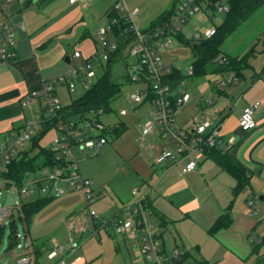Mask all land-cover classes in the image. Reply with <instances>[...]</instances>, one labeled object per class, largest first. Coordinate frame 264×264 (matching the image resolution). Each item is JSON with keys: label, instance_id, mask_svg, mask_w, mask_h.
I'll use <instances>...</instances> for the list:
<instances>
[{"label": "crops", "instance_id": "obj_1", "mask_svg": "<svg viewBox=\"0 0 264 264\" xmlns=\"http://www.w3.org/2000/svg\"><path fill=\"white\" fill-rule=\"evenodd\" d=\"M116 1L118 0H84L69 4L68 0H0V8L11 23L14 48L17 54V58L12 64L0 65V139L9 133L22 130L27 123H33L31 139L38 136L37 142L41 146L39 141L43 135L52 128L56 129L55 126L44 130L43 124L51 116L45 114L46 109L40 101L32 100L27 105L24 102L31 91L39 90L42 87L44 81L68 72L69 67L67 65L73 61V51H80L82 56H90L95 52L98 41L97 30L103 26V19H107V15ZM170 2L171 0H163L161 3L159 1L154 3L153 0H150V3L148 5L146 3L147 6L145 5L143 8L129 5L131 10H128L135 12L137 22H143L147 19L150 25L152 19L165 11ZM146 14L149 16L145 18ZM262 43H264V39H262ZM249 51L246 52L247 54H243V56L247 55L245 59L247 66L241 71V75L238 76L233 71H226L225 73L229 77L227 83L225 82L224 85L221 82L216 84V92L213 95L215 100L210 98L211 103L206 104L200 110L202 115L205 113V120L211 123L208 130L214 126L218 129L219 150L225 148L231 157L248 170V185L241 190V192H245L244 198L237 199L239 193L234 195L235 178L221 169L213 160L204 159L194 171L182 173L183 162L176 164H170L168 161L163 164L155 163V157L160 152L157 150L152 157V163L159 168L148 174V183H150L151 177L155 183L153 186L147 184L146 192L134 200L135 202L142 199L150 206L152 212L149 217L152 216L157 219L160 230L176 223L175 227L178 228H175V231L179 235V243L183 248H185L184 241L189 240L183 236L179 228L181 224L183 229H189L193 233L197 229L204 231L210 240H213V246L210 249L217 252L222 248L221 251L225 255H231L234 258L233 264H238L235 263L236 258L248 257L249 242L256 240L251 234L255 222L250 217L248 203L251 197L249 195L257 194L258 199L259 197L264 198V44H262L260 52L253 48ZM227 85L231 88L229 92L225 90ZM56 86L54 84L55 94L58 97ZM255 102L259 103L257 108L259 112L254 118L256 127L250 131L242 132L238 126L239 116L244 107ZM59 103H61V99H59ZM60 106L63 105L60 104ZM139 106L149 105L142 104ZM208 106L211 107L208 108ZM183 109H186V105ZM191 114L192 112L189 115L184 114V112L179 113L177 122L181 125L186 124L190 118H194ZM194 119L200 122L196 118ZM118 123L113 126L118 125ZM121 124L125 126L123 131L125 132L127 125L124 121ZM149 135L156 136L157 140L159 138L156 131H152ZM228 138H232V143L226 148ZM31 139L28 141V147L25 149L23 147L22 150L32 149ZM106 143L91 149L99 150ZM148 146L153 148L152 145L148 144ZM79 149L81 148L79 147ZM34 152L36 149L30 154L32 155ZM77 166L81 175L90 181L89 178L93 177L91 162L77 155ZM90 182L93 191V187L98 186V183ZM200 186H203V189H200ZM57 187L63 191L58 196V198H62L51 209H47L46 214H51V216L45 218L44 215L48 221H42L43 228L54 225L56 219H60L63 212L66 211L62 216L64 218L67 213L74 211L81 205V202L77 204L80 201L79 196L77 199L71 196L72 193H77L65 191L66 189H73L59 184ZM50 194L52 195V191ZM93 194L95 195L94 207L101 212L104 207L102 203L106 202L108 197H102L100 191H93ZM260 201L264 202V199ZM109 202L111 206L114 203L111 200ZM46 204L32 217L38 216V213L50 203ZM229 204H231L230 226L213 236L209 235L207 233L208 228ZM126 205L114 210V212H119L110 218L118 215ZM53 211L54 213H52ZM148 220L150 222L149 218ZM77 221L81 220L78 218L76 223H78ZM185 222H189V224ZM29 224L27 238L30 234ZM74 225L76 226V224ZM24 228L26 229L25 225ZM76 229L75 233L78 234L79 230ZM68 230L67 228L68 238L64 244H58L52 237L49 240L51 243L48 250H46V246L44 247V241L41 240L32 243L33 252L38 257L43 253L42 250H46V258L54 259L66 249H74L78 245L75 244L73 238L69 237ZM129 236L133 238L131 235ZM154 236L158 242H162L166 253L167 237L163 236L162 232L155 233ZM158 237L160 240L157 239ZM193 246L198 254L202 252L199 243ZM19 252L22 254L20 249ZM53 252L55 254L51 255ZM185 254L188 255L187 252H184ZM189 255L191 256V254ZM183 257L176 264H182ZM76 260L80 261V264H85L87 261L84 256H79ZM168 260L176 261V258L167 259L165 262ZM206 261L203 260V262Z\"/></svg>", "mask_w": 264, "mask_h": 264}, {"label": "rangeland", "instance_id": "obj_2", "mask_svg": "<svg viewBox=\"0 0 264 264\" xmlns=\"http://www.w3.org/2000/svg\"><path fill=\"white\" fill-rule=\"evenodd\" d=\"M153 1L154 3L156 1L161 3L163 0ZM174 1L175 0H171L167 9L171 8ZM181 1L183 0H176L175 4H179ZM122 2L127 9L131 10L129 5L143 8L146 3L147 5L150 3V0H122ZM137 3L139 5H136ZM220 4L222 6L227 5L225 0H222ZM146 16H149V14H146L144 17L146 18ZM225 18L226 13L217 12L212 8L203 7V9H200L188 19L183 27V32L185 34L203 32L211 27H219L224 22ZM145 20L143 22H137L135 19L136 25L141 30L149 27V21L147 19ZM105 23L106 20L104 18L102 24L104 25ZM262 39H264V5L259 7L244 22H242L234 32L226 37L224 42L221 44V52L215 59L217 60L223 56H230L232 58L235 56L241 57L252 48L257 52H260L262 44H264L262 43ZM165 50L164 61L168 64H172L175 68L179 69L183 75H185L184 88L190 94V100L186 104V109H182V112L180 111L179 113L184 112V114L189 115L192 112L191 116H194V118L198 121L203 122L206 119V116L205 113L202 115L200 110L206 106L207 100L210 98L215 100L213 95L216 92V84L218 85L220 82L227 83L229 78L228 74L225 72H217L216 64H210L207 65L208 69H206V74L203 77L192 78L191 76H187V70L193 62V55L190 47L174 41L172 42V45ZM124 60L125 59H119L111 66V78L121 84V92L119 96L112 101L111 106L113 112L107 117H102V122L105 125H114L118 122L121 123L124 121L127 125L126 131L117 138L107 136L106 145L99 150L84 147L81 149H79V147L75 148L76 159L78 155V157H84V159L91 162L93 177L89 179L93 183H98V186L93 187V191H100L102 193V197H108L106 198V202L102 203L104 207L101 212L94 207L93 203L90 205V208L101 215L104 219H109L113 214L119 212H114V210L120 209L123 205L132 204L140 194H144L146 192L147 184H151L153 186L155 182L152 177L150 178V183H148V174L157 170L159 166L152 163V157H154V152L157 150L161 151V148L165 143L160 141V138L157 140V137L153 135H146L142 139L139 138L140 135L138 133H140L141 125L147 119L149 120L154 116V109L151 106L140 107L132 102L131 95L139 86L129 84L126 81V71L123 66ZM105 63L106 61L98 60L92 66L93 76L86 77L83 75L88 87L93 85L104 74L106 66ZM75 64V61H72L67 66L70 69V67ZM64 74L69 76V70ZM56 85V92L58 94V98L61 99L60 104L63 105L62 107L68 106L73 100L79 98L85 91L79 82H75V89L73 92L68 91L66 85L64 84L56 83ZM229 87V85L225 86V90L227 92L231 89ZM210 107L211 106H208V108ZM122 109L128 112L127 116L123 117L119 115V112ZM258 112L259 109L254 110L253 118L256 117ZM46 113L48 116H51L50 111L46 110L45 114ZM211 118L212 117H210V119ZM92 135L95 136L96 131H92ZM57 136H60V133L56 129L52 128L43 135L39 144L44 147H49L51 141ZM27 144H29V142L26 143L24 149L28 147ZM148 144L152 145L153 148L151 146L147 147ZM3 168L4 163L2 158H0V208L4 207L9 209L15 203L20 206L23 203L36 202L38 199L46 198V195L38 189H34L32 193L25 195L19 194V189L15 186L7 188L5 186L6 180L1 174ZM59 185L66 187L63 183ZM23 187H29L30 189L35 188L31 184V177L26 178ZM200 187V189H203V186ZM133 188L138 190L137 195L133 196L131 194ZM54 191L55 187L52 189V193ZM65 191L77 193L78 195L72 193L71 196L76 197V199L79 196L78 198L80 201L77 204H80L81 202V205L74 211L67 213L64 218L62 216H64L66 211L63 212L62 215H60L61 218L56 219L54 225L43 228L41 225L42 221H48L45 218L51 216V214H46L48 211L47 209H51V207L56 205V203L62 198L55 197L54 195L51 196V200L47 203L50 204L46 206V208L42 209L38 213V216L35 215L32 217L29 224L30 234L28 239L31 243H37L41 240L44 241L43 244L44 247H47L46 250H48L50 246L51 242L49 240H51L50 238L52 237L58 244H64L68 238L66 232V222L71 219L72 222H74L73 224H76V226L74 225L73 229L68 230L69 237L73 238L75 244L78 246L71 250L66 249L54 259H47L46 250H42L43 253L37 257L38 264H71L72 261L74 262V260H76L79 256H84L87 259L85 264H148L141 257V255L138 254L135 247V241L128 234H117L113 231L111 226H109L108 229L100 228L96 235L92 234V223L88 216L83 194L77 190L66 189ZM244 193L243 191L240 192L237 199H243V195H245ZM249 197H251L250 201L254 203L253 206H249V211L251 213L250 217L255 222L253 228L251 229V234L256 238L255 241H257V239L264 236V202H261L258 199L257 194L253 196L250 194ZM110 200L114 202L112 206L110 205ZM52 213H54V211ZM18 216V210L17 208H14L13 217L10 216L3 223L4 234L0 240V264H12L15 259L21 255L19 249L17 248L6 250L9 242L8 235L11 231V218L16 221L15 230L17 234L20 235V237L24 235V224ZM149 216L150 215H148V218L150 219V223L152 225L153 235H155V233L162 232L163 236L167 237L166 241L168 252L166 251L165 254L170 256V253L174 248L182 253L180 256L176 257V261L168 260L165 264H176V262L183 257L184 252H187L188 255H184L182 264H233L232 260L234 258L231 255H225L224 252L221 251L222 248H220L217 252L210 249L213 246V240H210L209 236L204 231L197 229V231L193 233L189 231V229H183L181 224L179 228L181 229L183 236L189 240L184 241L185 249L179 243V235L175 231V228H178L177 226L175 227L176 223L160 230L157 219ZM78 218L81 221H77L78 223H76ZM185 223L189 224V222ZM76 228H78V230L83 228L84 231H79V233L76 234ZM157 239L160 240L159 237ZM21 243L22 238L20 239V244ZM160 243L162 244L161 241ZM197 243H199V246L202 247V252L199 254L193 248V245ZM253 245V243L249 242V251L247 253L248 257H245L244 259L236 258L235 263H252L255 257V254L252 253ZM217 246L219 245L217 244ZM259 253H264V245L260 246ZM189 254H191V256ZM203 260L207 261L203 262Z\"/></svg>", "mask_w": 264, "mask_h": 264}, {"label": "built area", "instance_id": "obj_3", "mask_svg": "<svg viewBox=\"0 0 264 264\" xmlns=\"http://www.w3.org/2000/svg\"><path fill=\"white\" fill-rule=\"evenodd\" d=\"M84 0H68L69 4L82 2ZM209 0H183L175 4L173 11L157 25H153L141 30L135 21V12L129 11L122 0L116 1L107 15L106 23L97 30V48L95 52L84 57L80 51H73L72 60L75 65L69 69V76L62 74L48 81H44L39 90L31 91L24 104H29L32 100L40 101L47 111L51 112V117L57 118V112L61 106L55 94L54 84L66 85L68 91L73 92L75 82H79L86 90L88 86L83 78L93 76L92 66L98 60L107 61L111 54L122 51L126 59V77L129 84L139 87L131 95V100L136 105L148 104L154 109V116L146 120L140 129V138H144L152 131H156L164 148L155 157V163L163 164L168 161L170 164L183 162L182 173L194 171L206 158L205 150L217 148L219 143V132L217 127L208 128L211 123L208 120L197 122L190 118L186 124L177 123L178 113L190 100V94L184 88V80L172 86L164 83L163 78L170 74L172 64L164 61L166 48L177 41L176 35H183L185 40L198 42L209 39L215 34V27L208 28L203 32H192L185 34L183 27L188 19L200 9L206 8ZM215 11L228 12L227 6L216 4ZM17 54L14 48V34L11 29L10 20L3 14L0 8V65L12 64L15 62ZM226 57H220L218 64H225ZM177 69V68H176ZM179 70V69H178ZM187 76H192V65L187 70ZM225 83H222L224 85ZM207 100L206 104H210ZM259 106L258 102L247 105L243 108L238 126L240 131L247 132L256 127L253 112ZM100 113V112H99ZM127 111L120 110L119 115L125 116ZM33 123H27L22 130L9 133L0 139V158L7 164L11 158L17 155L24 145L30 141L33 133ZM113 124H103L95 118L85 121L77 126L72 123L63 122L58 119L56 130L60 136L55 137L49 144V151L54 153L55 160L63 164L54 169H41L35 175L29 174L31 184L35 187H21L19 194L28 195L34 189H38L46 196H60L63 191L58 188V184H65L73 190L80 191L85 200L88 216L92 223L93 232L96 235L100 228L108 229L112 227L117 234L131 235L135 241L136 251L148 264H165L167 259H173L182 253L176 248L172 250L170 256L165 254L161 243L155 239L152 233V225L147 219L151 210L146 206L144 200H137L126 206L118 215L104 219L101 215L90 208L94 202L90 181L83 177L78 170L77 159L75 158V148L98 147L106 143V138L102 136L103 131ZM96 131V135H92ZM232 143V138H228L226 148ZM225 152V148L222 150ZM38 185L39 188H38ZM55 187V191L50 194ZM138 190L133 189L131 194L137 195ZM249 206L253 203L249 201ZM17 208L20 213V206L16 203L9 209L0 208V225L13 214V209ZM255 210V209H254ZM66 227L70 230L74 228L71 219L67 220ZM83 232L84 229H79ZM22 243L17 246L22 254L15 259L12 264H34V253L32 243L24 236ZM53 252L51 255H54ZM71 264H80L75 260Z\"/></svg>", "mask_w": 264, "mask_h": 264}, {"label": "trees", "instance_id": "obj_4", "mask_svg": "<svg viewBox=\"0 0 264 264\" xmlns=\"http://www.w3.org/2000/svg\"><path fill=\"white\" fill-rule=\"evenodd\" d=\"M222 0H209L207 8H212L214 10L216 4H220ZM228 6V12L226 13V18L224 22L219 26L215 27V34L209 38L200 40L198 42H190L185 40L183 35L177 34V42L190 47L191 53L193 55L192 62V78H200L206 74L207 65L216 64L217 72L233 71L236 75H241V71L247 66L245 59L247 55L242 57H230L227 56V62L223 65L218 64L216 56L221 52V44L224 42L226 37H228L236 28L244 22L251 14H253L259 7L264 5V0H225ZM174 1L171 8L163 11L158 17L150 22L149 27L157 25L163 19H166L175 6ZM109 14V13H108ZM251 52V51H249ZM248 53V52H247ZM246 53V54H247ZM119 59H125L123 57L122 51H118L115 54H111L109 59L106 61L104 74L90 87H88L84 93L73 100L68 106L61 107L57 112L56 117H50L44 122V130L50 127H55L58 123V119L63 120V122L72 123L76 128L79 124L84 123L92 118L98 121L102 117L109 116L112 112V101L119 96L121 92V84L114 81L111 76V66L117 62ZM127 65L126 59L124 60V68ZM127 79V77H126ZM185 79V75L176 69L171 68L170 74L163 78V82L170 83L175 86L181 80ZM128 83L129 81L126 80ZM100 112V113H99ZM125 126L118 123L116 126L107 127L103 131L102 136L107 138V136H112L117 138L124 131ZM40 136V135H39ZM38 136L31 139L32 149L22 150L17 155H15L11 160L4 164L2 170V176L5 178V186L7 188L15 186L20 189L28 175H35L41 169H54L60 167L63 163L55 160V155L48 148H44L38 145ZM34 149L32 155L30 154ZM205 159L213 160L221 169L227 171L236 180V186L234 188V195L241 192L248 185L249 172L246 170L239 162H237L233 157H231L226 151L223 152L217 148H208L205 150ZM40 185H38L39 188ZM51 198L46 196V198L38 199L36 202L23 203L20 205V213L18 212L19 219L26 226L24 237L27 236L28 224L31 221L32 216L37 212L42 206H44ZM145 203V202H144ZM146 206L150 209L147 203ZM151 210V209H150ZM231 204H229L224 212L220 214L213 224L208 228L207 233L209 235H215L220 230L226 229L231 224ZM152 212V211H151ZM13 217V214L11 215ZM16 221L11 218L10 228L11 231L8 235V247L6 250L17 248L20 244V239L17 237V232L15 230ZM4 234V226L0 225V240ZM254 245L252 247V253L255 254L253 262L250 264H264V253H259V248L264 245V236L257 239V241L252 240ZM163 251L164 247L161 244ZM34 253V252H33ZM165 253V251H164ZM34 264L37 263V255L34 253Z\"/></svg>", "mask_w": 264, "mask_h": 264}, {"label": "water", "instance_id": "obj_5", "mask_svg": "<svg viewBox=\"0 0 264 264\" xmlns=\"http://www.w3.org/2000/svg\"><path fill=\"white\" fill-rule=\"evenodd\" d=\"M261 199H264V198H262V197H259V200H261Z\"/></svg>", "mask_w": 264, "mask_h": 264}]
</instances>
